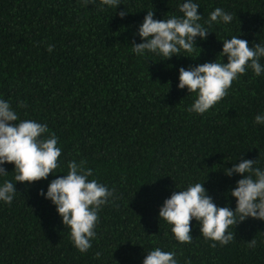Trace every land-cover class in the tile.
Listing matches in <instances>:
<instances>
[{"label":"trees","instance_id":"1","mask_svg":"<svg viewBox=\"0 0 264 264\" xmlns=\"http://www.w3.org/2000/svg\"><path fill=\"white\" fill-rule=\"evenodd\" d=\"M197 2L201 24L216 7L232 13V22L204 25L211 33L197 39L193 59L161 61L134 55L129 42L146 11L154 19L179 15L180 0H121L104 11L79 0H0V98L20 119L46 123L58 137V175L69 160H84L90 179L115 196L98 214L92 247L81 254L54 206L37 195L55 177L17 183L13 202L0 203V264H142L155 247L175 251L178 264H264V221L237 224L229 244L213 247L195 220L193 240L183 244L158 218L164 199L194 182L218 206L234 209L228 192L240 177H226L222 167L244 155L264 168V126L253 122L264 112V75L247 70L203 115L187 111L195 96L176 87L177 69L214 61L220 40L239 35L249 46L264 43V0ZM124 8L129 14L120 19ZM5 170L0 182L12 179V165Z\"/></svg>","mask_w":264,"mask_h":264},{"label":"clouds","instance_id":"2","mask_svg":"<svg viewBox=\"0 0 264 264\" xmlns=\"http://www.w3.org/2000/svg\"><path fill=\"white\" fill-rule=\"evenodd\" d=\"M79 3L82 7L93 5L98 11L116 10L121 6V0H79ZM199 8L197 0H180L179 15L154 19L153 10L146 11L129 42L131 52L138 57L152 54L161 61L181 56L192 58L190 54L199 49L197 39L204 41L211 33L204 25H227L233 20L232 13L216 7L201 24ZM127 14L129 12L125 8L118 13L120 19ZM238 36L220 40L219 62L216 57L212 62L177 69V89H186L188 95L195 96L187 108L188 112L196 115L208 112L227 95L232 82L247 70L256 77L264 75V64L261 63L264 43L249 46V41ZM53 48L52 44L46 46L50 53ZM21 107L23 104L18 101L17 108ZM253 122L264 126V112L257 113ZM243 156L230 162L231 167H222L226 177H240L228 192L235 200L234 209L227 205L218 206L200 182L189 183L164 199L158 218L169 226L172 238L178 243L186 244L193 240L192 220L198 224L200 235L214 242L213 247L216 243L220 246L229 244L233 240V231L229 229H234L237 224L247 219L264 221V168L256 166V159H244ZM60 157L58 137L49 131L46 123L20 119L10 102L0 98V177L8 174L5 170L7 164L12 165L13 173L12 179L0 182V203L13 202L18 193L17 183L31 185L47 180L51 174L55 178L49 180L46 190H39L37 195L54 206L61 224L68 229L72 246L84 254L96 239L98 214L115 198L114 190L95 178L90 179L93 170L86 167L84 160H69L66 174L58 175L55 170L62 163ZM251 245H255V240ZM101 255L96 252L94 258L99 260ZM142 264H178V260L175 251L155 247L145 251Z\"/></svg>","mask_w":264,"mask_h":264}]
</instances>
